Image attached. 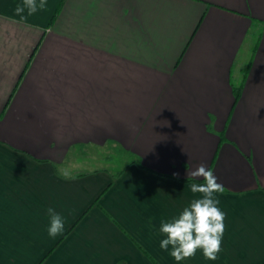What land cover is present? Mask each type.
Returning a JSON list of instances; mask_svg holds the SVG:
<instances>
[{"label":"crops","instance_id":"crops-1","mask_svg":"<svg viewBox=\"0 0 264 264\" xmlns=\"http://www.w3.org/2000/svg\"><path fill=\"white\" fill-rule=\"evenodd\" d=\"M62 1L0 0V264H264V0ZM201 164L222 251L177 262L161 221Z\"/></svg>","mask_w":264,"mask_h":264},{"label":"clouds","instance_id":"clouds-1","mask_svg":"<svg viewBox=\"0 0 264 264\" xmlns=\"http://www.w3.org/2000/svg\"><path fill=\"white\" fill-rule=\"evenodd\" d=\"M47 6V0H23L22 5H17L15 15L20 21L27 18L38 10ZM27 9V15H24ZM67 175V173H65ZM174 175L178 176V173ZM189 175L193 178H203V183H192L190 191L193 194H202L193 199L188 207H185L178 217L170 221H161L160 231L167 238L160 241V248L169 251L177 261L190 259L198 251L207 260H216L222 251V238L225 231V213L217 206L219 204L215 193L223 192V185L217 182L213 171L204 164L199 165ZM50 217L48 234L52 237L62 233L64 229L63 218L53 209H47Z\"/></svg>","mask_w":264,"mask_h":264},{"label":"rangeland","instance_id":"rangeland-1","mask_svg":"<svg viewBox=\"0 0 264 264\" xmlns=\"http://www.w3.org/2000/svg\"><path fill=\"white\" fill-rule=\"evenodd\" d=\"M103 155L104 153L100 151L84 153L83 156L72 155L67 161V164L60 165V170L68 174L71 172L76 173L80 170H86L88 168L102 166L107 162L105 161L106 159L103 157ZM120 159H123V157L117 159V161Z\"/></svg>","mask_w":264,"mask_h":264},{"label":"trees","instance_id":"trees-1","mask_svg":"<svg viewBox=\"0 0 264 264\" xmlns=\"http://www.w3.org/2000/svg\"><path fill=\"white\" fill-rule=\"evenodd\" d=\"M60 1H61V2H60V4L58 5V7H57V9H56V11H55V13H54V15H53L51 21L56 17L57 12H59V10H60V8H61V5H62V2H63V1H62V0H60ZM244 76H245V72H244ZM243 83H244V79H243L242 83L235 85L234 91H235L236 98H238V96H239V94H240L239 92L241 91V89H242V87H243ZM129 162H130V163H133V162H136V163H137V161L135 160V158L130 159ZM138 164H139V163H138ZM122 171H123V168L120 169L119 171L115 172L114 175L117 176V175L121 174L120 172H122Z\"/></svg>","mask_w":264,"mask_h":264}]
</instances>
